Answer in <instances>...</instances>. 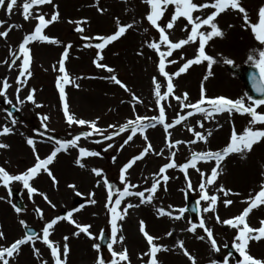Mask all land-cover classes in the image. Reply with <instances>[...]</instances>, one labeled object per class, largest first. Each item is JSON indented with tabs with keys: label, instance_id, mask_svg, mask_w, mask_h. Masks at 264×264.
Returning <instances> with one entry per match:
<instances>
[{
	"label": "rangeland",
	"instance_id": "obj_1",
	"mask_svg": "<svg viewBox=\"0 0 264 264\" xmlns=\"http://www.w3.org/2000/svg\"><path fill=\"white\" fill-rule=\"evenodd\" d=\"M23 2L24 0H17V9L14 6L12 10L13 14L7 13L6 7L0 9V20L5 21L4 25H0V29L3 28L5 30L10 25L14 26L8 32L6 38L0 37V52L9 53L10 49L12 51L18 50V45L22 42L24 35L34 30V26L37 23L35 16L43 13L45 18L48 19L53 11L59 12V19L48 25L43 30V34L59 39L61 44L41 41H33L30 43L29 47L32 56L30 70L32 76L21 78L24 81L23 86L17 83L19 71L17 66L21 63L20 59L16 61L17 66H15V69L11 70L6 76L10 86L7 89L6 95L0 94V123L7 122L6 125L14 129L16 139L14 137L0 136V143L9 145L8 148H0V165L4 166L10 173H19V166L22 163L20 160L21 156H12V158L8 157V151L11 146L14 145L16 140H21L27 143V139L31 137L34 139L36 146H41V149H49L52 151L54 147H56L54 140L51 139L52 137L56 139H71L79 132L88 130L87 126H79L75 124L69 125L65 115L60 111L61 99L56 80L57 77L61 75L58 71L59 60L61 59L64 47L69 43L71 44V47L69 49L68 58L65 61V68L72 83L65 86V92L70 113H73L78 118L88 120L99 117L97 122L98 126L102 130H105L104 134L107 135L113 130L108 128V125L113 124L118 126L124 124L127 120L134 119L137 115L136 113H129L120 117L119 115L115 116L111 112L112 106L119 104L121 100L125 102L124 104L127 107L133 106L134 102L132 100V94L134 93L139 98V102H136L135 104L137 109L142 112L141 116H158L159 111L154 91H149L150 94H148L145 89H140V87L137 86L138 82L151 85L149 78L153 75L156 76L157 80L161 83V91L163 92L166 90V80L158 73V55L152 60L150 55L152 49L148 48L145 44L146 41L150 42L153 39H158V33L149 25L147 20L144 19L145 14L149 10V6L144 3L143 0H98V4L97 0H52L51 4L36 6L39 9L27 20L24 19L23 14L20 12ZM194 2L199 3L203 2V0H194ZM54 5L56 6L55 8L53 7ZM242 6L247 10L250 20L256 22L258 20V10L261 6H264V0H242ZM99 9H104L105 11L101 12ZM207 10L210 12L213 9ZM173 11V6L169 5L159 21L162 26L170 19ZM235 11L236 15H233L230 25L241 27V31L237 34L238 37H236V39L241 45L245 56L237 57L236 59L226 54L223 59H220L219 56L213 52L212 45L207 44L206 52L209 55H212L216 60V63L211 69L212 75L209 76L207 80H204V76L207 75L208 72L207 62H203L199 65L195 64L197 67V73L200 75H187V72H185L179 77L173 79V83L177 85V89L175 90L176 95H181L182 93L187 92L189 94V102L192 98L191 94L194 93L197 96V92H201V87L203 86L204 93L208 97L223 95L232 99V97L239 95L238 98H245L246 104L250 103V101L247 100L248 93L246 92L240 74H243L244 72L242 67L248 65L255 66V61H249L248 56L255 55L258 58V50L264 48V45H260L259 42L254 39L251 30L244 27L242 19L243 14L239 13L238 10ZM85 18L86 23L82 25L84 31L82 33L76 31L77 25L75 22ZM117 19H119L121 24L131 23L133 20L138 21V23L135 24L133 28L127 30L125 35L118 38L116 41L109 43L102 50L97 49L95 47L96 39H94V37L114 33L117 27ZM182 19H179L175 24L177 28L186 23V21ZM144 29H148V31L145 32ZM180 33L184 34L185 31L181 29L178 30L177 33H174L173 30H169V37L178 40L180 39V36H182H178ZM85 36L90 39L85 40ZM196 44L197 43L189 45L194 47ZM253 49H256L257 52L254 53L252 51ZM162 50H164V46H162ZM97 52H100L103 57L100 62L115 69L114 73H109L105 69L96 67L93 61L96 59ZM2 53H0V62L8 60L9 63H11L13 57L8 53V55ZM141 53L143 54L141 55ZM177 59H173L176 61L175 64H166V71L169 73L175 71L189 58L186 57L181 59V57H179ZM227 60H232L233 63L228 64L226 63ZM54 65L55 68L53 67ZM6 69L8 70L7 64L0 63V87H2ZM12 71H14L13 75ZM111 75H116L123 84L130 89V91H126L121 86H119L120 90L113 87V90L111 91L108 87L109 84L105 83L106 79ZM17 88H19V92H17ZM32 89H35V92L33 93L34 101H28L26 96L32 91ZM106 91H109L107 96H105ZM17 96L19 99H17ZM78 96H80L79 100H77ZM95 98L104 101L105 106H95L93 104ZM3 100L7 102L11 100V103H8L7 106H17L20 112L23 113L24 119H18L15 114L9 116L8 108L3 104ZM20 101H23V103H20ZM71 101H73L72 105ZM161 103L165 104L166 122L169 123L178 114L183 115L188 111V109L181 110L178 102L173 97H168ZM257 110L264 111V106H260ZM222 115L225 116L224 125L226 126L223 133L224 138L219 142L217 141V144L214 142L216 139L212 140V138L211 144L210 142L199 140L194 144L181 143V146H186V148L176 152L175 161L177 164H182L189 159L193 151H215L222 149L229 142L233 127H235L238 133H240L243 129L249 126V121L251 119L248 114H241L235 110L231 113L228 111L222 112ZM45 116L47 117V120L43 119ZM193 116H198L206 121L208 120L205 118V114L202 113H197V115L195 113ZM30 118L33 119L32 122L28 121ZM189 118L190 117H186V119ZM13 120L16 121L15 124L12 123ZM185 124L186 123L182 121V126L180 124L176 125L168 131H178V134L176 135L182 141L195 140L196 138L193 131L184 130ZM253 127L264 128V124H256L253 125ZM159 131L165 133L162 125L161 130ZM128 134V132H125L121 133L119 136H127ZM204 135H207V133ZM111 140V143L114 146V148L112 147L111 149H108L107 145H102L104 140H102L97 134H93L88 138L82 137L78 142L80 147H85L90 151L101 152V156H94L95 159L91 161V170L93 168H100L103 170L102 174L99 177L92 171L91 174L100 181L102 188L101 192L103 195L101 204L105 206L104 211L101 212L102 214L99 213V208L101 206H99L98 201L100 197L93 191V184H90L89 186L86 185L82 189L77 190L72 187V184H69L65 185V188L61 191H53L52 196L56 197H54L55 203H52L55 205L53 208L39 194L42 192L49 198L47 191L50 190L48 187L53 181L46 172L41 170V172L31 181L32 185L38 189V192L35 194L30 195L21 182H13L11 184V195L8 194V189L4 187L6 203L12 210L14 222H12L11 225L16 228L17 231L12 232L11 235H6L4 238H0V246H8L15 239L21 238L25 235V227L21 225V220H24L28 226L36 228L38 234H42V229L47 222L51 221L56 216H63L61 210L66 209L67 212H69L73 209H78L73 212V219L76 220L77 223L90 225V231L94 234V238H90L89 236L84 237L85 233L83 232H81L79 236L73 235L78 229L68 220L62 219L58 221V223H63V231L59 234L60 236H56V240L54 241L59 242L62 246L64 243L63 237L68 236L69 239L67 243L69 244L70 249L68 256L75 250L79 251L81 255L84 256L83 259L80 258V261H78L79 264H96L98 255H103L106 261L110 260L111 253L109 250L103 252L99 249L98 252L93 247L94 244L99 243V235L101 232L107 231L111 234V216L106 207L108 188L103 180L106 177L109 183L113 185V199H115V189L119 188L122 190L124 187L123 182L119 179L120 169L132 156L137 155L142 150V147H145L147 144L145 141H140L129 145L132 146L131 150L121 153L118 163H112L109 159V156L111 155L110 153H112L123 140L117 141L116 137H113ZM202 142L205 147L201 146V148L194 150L187 149L189 146H199ZM139 146L142 147L137 148ZM74 148L78 157V148ZM56 157H58V155ZM82 161H86L85 157ZM234 161H238L239 164L244 163L240 167L238 175L235 173H229L228 168L223 166V168L219 169L220 175L214 184L207 186L210 195L216 194L218 196V203L215 212H203V208L207 206V203L201 200L202 193L199 189L201 178L196 177L194 173L192 175L193 186L178 193L179 203L176 209L172 207V198L168 194L166 196L165 183L163 181L161 182V186L153 196V203L161 204L165 208L175 212L176 215L178 214L179 208H185L186 210L182 216L186 219V222L183 223V227L186 230L184 234H189L191 237L186 242L184 236L177 234V238H175L173 245L168 247L169 251H166L165 256L163 255L161 259L158 257L160 264H182V260H185L186 264L191 263L188 257L185 256L183 251L177 246L176 242L179 240L184 242L185 248L192 256L195 255V247L193 246L192 241L197 239L198 241L200 240L204 242L208 249L206 254L207 264L212 260L217 261L218 264H222L223 258L227 256L228 253L233 254L229 257V264H235V261L239 259V253H237L232 246L237 230L229 225L217 222L215 216L219 215L220 220L223 221L239 215L242 210L247 207V197L250 195L254 196L255 192H258L257 190H259L261 180L264 179V176H262V173H264V140L255 143L250 152L240 153L239 157ZM56 166H53L52 164L48 166L52 175L57 173ZM27 168H29V166H27ZM155 168L152 172L147 173L149 174L148 178L140 186L141 188L151 186L152 174L159 170V167L158 169ZM175 170H179V168L167 170L166 174L169 176V179L175 174ZM252 175H256V178L252 177ZM175 179L177 178H175L174 175L172 181H175ZM128 180L132 184L138 186V180L136 177H129ZM93 182L95 183L96 181ZM220 185H223L224 189H231L232 192L225 196L223 192L219 190ZM140 187H138V189ZM15 190L19 193L26 205L25 209L19 213H17L12 206L13 204L16 205L13 195ZM145 194L148 195V193ZM187 194L192 195L201 203V217L204 218L206 225L213 230V236L217 240V244L220 248L218 252L212 248L206 234L199 226H197L195 232L188 231L191 223L199 225L200 218L198 220L191 219L186 208ZM76 198H84L86 204L83 205V207L76 206ZM92 199L96 201L95 207L94 204L92 205L89 203ZM225 199L232 200L233 203L226 206L223 203ZM261 207L262 206L254 208L247 217L250 223L249 225L253 228H258L260 226L259 222L264 220V206ZM37 209L42 211V217L36 211ZM122 210L123 209H121V211ZM128 212L124 216L125 218H127ZM8 227H10V224ZM118 228L117 239L113 242L112 238L111 241V243H113V248L119 251L126 247L128 249L131 264H141V253L145 252L144 250L147 247V243L143 242V244L140 243L135 246L128 242L125 236H127L129 230L125 227V219L120 221ZM152 234L154 236L161 235L158 232H153ZM119 235L125 237L124 241H119ZM200 236H204L205 238L203 240L198 239ZM38 242L39 240L35 242V245H37ZM225 245H227V247H225ZM31 249L32 246L30 244L22 245L19 253L10 258V264H27L22 252L24 250L30 251ZM248 250L252 255L257 253L258 256L262 255L264 257V238H261L260 240H250ZM48 254L51 256L49 248ZM143 259L146 261L147 257H143ZM72 263L74 262L72 261Z\"/></svg>",
	"mask_w": 264,
	"mask_h": 264
},
{
	"label": "snow or ice",
	"instance_id": "obj_2",
	"mask_svg": "<svg viewBox=\"0 0 264 264\" xmlns=\"http://www.w3.org/2000/svg\"><path fill=\"white\" fill-rule=\"evenodd\" d=\"M149 6V10L144 16V19L147 20L149 25L154 28L158 33V39H153L150 42L146 41L145 44L148 48L154 50L158 54V73L166 80V90L163 92L161 91L162 85L157 80L156 76L152 77V81L154 84V95L156 97V104L158 105V116L155 117H146L141 115H136L134 119H129L126 123L121 125H113L110 124L107 127L113 129L107 135L104 134L105 130H102L98 126L99 117L88 120L83 118L76 117L73 113L69 111V105L66 99V92L65 86L69 83H72L70 80V76L65 68V61L69 55V49L71 44L69 43L66 47H64V51L62 53L61 59L59 60V68L58 71L61 73L60 76L57 77L56 85L59 89L60 99L63 102V112L67 119V123L69 125L75 124L79 126H87V131H81L71 139H56L52 137L51 139L54 140L56 147L51 151V153L41 159L38 154H36L35 159L36 162L32 167L27 168L23 172L19 173H10L4 166L0 165V185H3L6 189H8V194L11 195V184L13 182H21L23 187L27 189L30 195L35 194L38 192V189L34 187L31 183L34 177H36L41 170L46 172L52 180L55 182L56 178L52 175L49 165L53 162L54 158L57 156L58 153L61 151H67L69 147H76L78 148V157L75 160V163L80 167H84V163L82 160L84 157L101 156V152L99 151H90L85 147L79 146V141L81 138H88L93 134L99 135L102 140L109 141L113 137L119 136L121 133L128 132L126 139H124L123 143L119 145V148L122 149L125 145H127L130 141L133 140L134 136L137 133L143 135V139L148 141L147 135H144L146 128L153 127L155 124H161L166 133V146L169 149V162L164 163L157 172L152 174V183L151 186L145 188L143 191H130V189H135L137 185L132 184L127 176V171L133 166V164L142 159L146 154L149 152H154L153 146L150 142L146 144L145 147L137 154L132 156L120 169L119 179L123 182L124 187L123 189L116 188L115 189V199L114 196V188L111 183H109L108 179L105 177L103 182L107 185V204L106 207L111 216V236L113 238V242L117 239V233L119 231L118 228V221L124 219V216L127 214L128 209L137 207L138 205H134L132 203H127L122 211H120V206L122 201L125 197L136 196L140 198V204L144 203H151L153 200L154 194L157 192L158 188L161 186V182L163 181L165 184L169 180V176L166 174L168 169L172 168H179L181 169L186 178L188 175V169L192 168L198 173H200L202 179L199 183V189L202 193L201 200L207 203V206L203 208V212L207 213L209 211L215 212L216 205L218 203V196L216 194H209L207 190L208 185H213L214 182L217 180L218 176L220 175V166L222 161L228 157L232 153H245L250 152L253 145L261 140H264V128H254L253 125L256 124H264V111H258L257 109L260 106H264V98H253L252 96L248 95L247 100L250 103H245V98H237L231 99L225 97L223 95L215 96V97H208L204 93L203 86L201 87V95L198 100L195 102H188L189 94L187 92L182 93L181 95H176L174 89L175 85L173 83V79L175 77H179L182 73H185L190 66L196 64L199 65L203 62H207V75L204 76V80H207L209 76L212 75V67L216 63L215 58L212 55H209L206 52V45L209 41H211L215 37H223L224 31L216 22V18L223 12L231 9V10H238L239 13L243 14L242 19L245 28H249L254 36V39L259 42L260 45H264V6H261L258 10V20L256 22H252L249 18L247 10L245 7L242 6V0H203V2H194V0H143ZM52 0H24L22 4V11L24 19L27 20L29 17L32 16V9L36 6L51 4ZM6 4V11L7 13L11 14L14 6L17 4V0H0V7H4ZM98 4V0H97ZM172 5L174 11L171 14L170 19L167 21L166 24L163 26L159 21L161 20L162 16L164 15L167 7ZM56 7L55 5L53 6ZM206 9H213L212 11L208 12L207 14L201 15H193L194 12H202ZM101 12L105 11L104 9H99ZM183 18L186 23L183 25L182 30L187 33V35L179 39L177 41H173L169 37V30L174 28V25L177 23L179 19ZM59 19V12L53 11L50 14V18L46 19L43 13H40L35 16V20L37 23L34 26V30L30 33L24 35L22 42L18 45V50L12 51L10 49L9 54L13 57L11 63L8 60H4L0 63L7 64L9 68H12L16 65V61L18 59L21 60V63L17 66L18 76H17V83L23 86L24 81L21 78L31 77L32 72L30 70L32 56H31V49L29 47L30 43L33 41H41V42H49L54 44H61L59 39L54 37H50L48 35L43 34V30L53 22ZM77 27L76 31L83 32L84 28L82 25L86 23V18L76 21L75 22ZM138 21L133 20L131 23H124L121 24L119 19L116 21V31L109 35H98L94 37V39L99 40L100 43L95 44L97 49H103L109 43L116 41L118 38L122 37L126 34L127 30L133 28ZM5 21L0 20V25H4ZM14 26L10 25L4 31H0V37H7L8 32ZM231 27V25H229ZM210 29V30H203V29ZM190 29V30H189ZM145 32L148 29H144ZM85 40H89L90 38L85 36ZM198 42V47L196 49V53L193 58L185 60L175 71L169 73L166 71V64H175L176 61L173 59H167L168 57L172 56L174 50L181 49L185 45L193 44ZM91 46V45H89ZM162 46H164L165 50H162ZM254 53L257 52L256 49L252 50ZM143 53H141L142 55ZM103 59L100 52H97L96 59L93 63L96 67L105 69L109 73H114L115 69L109 67L107 64L101 63L100 61ZM183 59V56H181ZM249 61H255V67L259 69V81L256 83V91L260 93H264V48H260L258 50V58L255 55L248 56ZM226 63L232 64V60H227ZM55 68V65L53 66ZM108 79L112 80L115 84L121 86L126 91H130L125 84L116 76L111 75ZM8 79L5 77L3 79L2 87H0V94L6 95L7 89L9 88ZM78 87V85H77ZM17 92H19V88H17ZM35 89H32L31 92L26 96L28 101H34ZM173 97L179 104L181 110L188 109V111L180 115L178 114L170 123L166 122V108L165 104L161 103L165 101L166 98ZM17 99L19 97L17 96ZM133 100V108L135 107V103L139 102V98L133 93L132 94ZM11 103V100L8 101ZM23 103V101H20ZM170 106V105H169ZM235 110L241 114H248L251 119L249 121V126L243 129L242 132L238 133L233 127L229 142L226 146H224L220 150H207V151H193L189 159H187L182 164H177L175 161L176 152L173 149L180 145L181 143L187 144H194L197 140L207 142L208 136L211 135L209 132L207 135L202 134L200 131H195L192 128H189V131L194 132L195 140L190 141H181V140H171L172 133L168 130L173 128L175 125L181 124L182 121L186 119V117H191L195 113H202L205 114V118H212L214 114H219L225 111L231 113ZM11 116V113H8ZM43 119L47 120V117H43ZM13 124L16 123L15 120L12 121ZM197 123H200L199 121ZM203 125L201 124V127ZM46 127V125H45ZM14 131L12 127L7 125L0 128V136L11 134ZM99 142V141H97ZM27 144L32 146L33 151L35 152V141L33 138L29 137L27 139ZM9 145L5 143H0V148H8ZM113 147L112 143L107 144V148L111 149ZM164 149H161L159 152H155L156 155H162ZM113 161H115L116 157H112ZM215 162V166L210 169V172L207 176L205 173L197 166L199 162H208L213 161ZM95 175L98 177L102 174V169L100 168H93L91 170ZM264 176V173H262ZM100 181H97L99 184ZM74 187V186H72ZM188 187L191 188V181H188ZM220 191L223 192L225 196L232 192L231 189H224L223 185H220ZM148 193V195H145ZM44 200H46L53 208L55 207L54 204L49 200L48 196L44 193H39ZM2 199V198H0ZM89 203L95 204L96 201L94 199L90 200ZM199 203V202H198ZM223 203L227 206L233 203L232 200L225 199ZM260 205H264V179L261 180L259 191L256 192L254 196L250 195L247 197V207H245L239 215L235 217L225 219L223 221L220 220L219 215L215 216L217 222H221L225 225H229L235 228L236 235L233 241V248L239 253V259L235 261V264H264V259L256 258L252 254H250L248 250L249 241L252 239L260 240L264 238V220H261L260 226L258 228H253L247 222V217L249 216L250 212L257 208ZM14 210L19 213L22 209L15 204L12 205ZM83 207V205H81ZM171 207V206H170ZM78 209H73L72 211L67 212L65 216H56L51 221L47 222L43 229L42 234H38L37 232L33 231L29 226L26 224L24 220H21L20 223L23 225L27 231L25 235L21 238L15 239L11 242L8 246H0V264H10V258L14 257V255L18 254L21 246L25 244H30L33 248L34 254L37 258L41 256V252L39 248L35 247L36 241H41L50 249L51 258L53 260V264H67V257L69 253V244L68 236L63 237V245L59 242L53 241L50 239V232L53 229V226L60 220L66 219L78 229L77 232L73 233V235L79 236L81 232L85 233L90 238H94V234L90 231V225L88 224H80L77 223L76 220L73 219V212L77 211ZM185 208H179L178 214L174 217L175 219H180L185 212ZM42 217V211L40 209L36 210ZM158 216H173L172 211H166L164 207H159L157 209ZM199 226L203 229L204 233L206 234L208 240L211 243L212 248L215 251H219L220 248L217 244V240L213 236V230L208 227L205 223L203 217L199 220V225L196 223H191L188 231L195 232ZM139 230L146 238V243L148 245L147 251L141 253V264H160V261L157 258V254L161 251H169L167 245L158 243L157 241L160 240V237L150 235L149 232L146 230L145 221H139ZM172 232L169 231L166 233L168 236H172ZM0 238H4L3 231H0ZM205 237L200 236L198 239L203 240ZM119 241H124L125 237L123 235L118 236ZM177 246L183 251L184 255L188 257L191 261V264H196V258L189 254L188 250L184 246V242L179 240L176 242ZM93 247L99 252L101 245L96 243ZM227 247V245H225ZM108 250L111 253V259L105 260L103 255H98L96 264H131V260L128 254V249L126 247L122 248L121 250L117 251L113 248V243L108 244ZM233 254L228 253L222 260V264H229V257ZM143 257H147L145 261ZM41 264H48L47 261H41ZM209 264H218L217 261L212 260Z\"/></svg>",
	"mask_w": 264,
	"mask_h": 264
},
{
	"label": "bare ground",
	"instance_id": "obj_3",
	"mask_svg": "<svg viewBox=\"0 0 264 264\" xmlns=\"http://www.w3.org/2000/svg\"><path fill=\"white\" fill-rule=\"evenodd\" d=\"M7 2H8V0H6V3ZM5 7L6 6L0 7V9L5 8ZM15 8H16V5H15ZM38 9L39 8H37V7L33 8L31 10L32 15H34L35 11H37ZM20 12L23 14L22 9L20 10ZM208 12L209 11L207 9L203 10L202 12H194V16L195 15L203 16V15L207 14ZM11 13H13V11ZM235 13H236L235 10L229 9V10L221 13L216 18V22L218 23V25L221 27V29L224 31L225 34L223 37H215L211 41L208 42V44L212 45L213 52H215L219 56L220 59H223L226 54H228V56H232L236 59H237V57H244L245 56V54L242 51L241 45L239 44V42L236 39V37H238L237 34H239L241 31V27L240 26H232V25H231V27H229V25L231 24V21H232V17ZM182 28H183L182 25L179 26L178 28L174 25V28L172 30L174 33H177L178 30H181ZM205 29H206V31L210 30L207 28H205ZM0 31H4V29L1 28ZM180 35H182V36H180ZM186 35H187L186 32L184 34H182V33L178 34V36H180V39L184 38ZM170 39H171V37H170ZM172 40L174 42L177 41L175 39H172ZM197 47H198V42L194 47H192L190 45H185L181 49L174 50L172 53V56L168 57V59H170V58L171 59H177L181 56H183V58H186V57H188L189 59L193 58L195 53H196ZM150 52H151V54H150L151 59L154 60V58L158 54L154 50H151ZM0 53H2V52H0ZM7 53L4 52L2 54L6 55ZM15 66H17V65H14L12 68L8 67V70L6 69L4 76L6 77L8 75V73L11 72V70H14ZM13 72L14 71H12V75H13ZM186 72H187V75L188 74L200 75L199 73H197V67L195 64L190 66V68ZM152 77H153V75H151L149 78L151 85H147L143 82H141V83L138 82L137 86H139L140 89H145L146 92L148 94H150L149 91H154V84H153V81L151 80ZM25 82H26V80H25ZM105 83L109 84L108 87H109V89H111V91L113 90V87H115V89L118 88V90H120L119 85H117V84L115 85V83H113V81H111V80L106 79ZM174 85H175V89H174V91H175L177 89V85L175 83H174ZM137 86H134V87H137ZM108 93H109V91H106L105 96H107ZM38 94H39V92H38ZM200 95H201L200 91L197 92V96L194 93H192L191 94L192 98L190 97L191 100L189 102H195L196 100H198L200 98ZM238 96L239 95L232 97V99H237ZM79 99H80V96L77 97V100H79ZM72 102L73 101H71V105H72ZM67 103H68V100H67ZM124 103L125 102L123 100H121L119 102V104L113 105L112 109H111L112 114H114L115 116L119 115L120 117L125 116L129 113H131V114L136 113L137 115H141L142 112L137 109L136 104H135V107L133 108V106L127 107ZM93 104L95 106H99V105L105 106L104 101H100L99 99H96V98L94 99ZM92 107L95 108L94 106H92ZM60 111H61V113L64 114L62 102H60ZM196 115H197V113H196ZM198 121L200 123H197ZM224 121H225V116L222 115V113H219V114H215L212 118H208L207 121L203 118L198 117V116H191L189 119H186L183 122L186 123L184 125L185 131H189V128H192L195 131H200L201 133H204V134L205 133L208 134L209 132H211L212 135L208 137L207 142H210V144H211L212 140L216 139V141H214V142L217 144V141L219 142L220 140H222L224 138L223 133H224V130L226 128V126L224 125ZM6 123L7 122L0 123V128L5 126ZM201 124L203 125L202 127H201ZM180 125L182 126V122ZM159 130H161V124H155V126H153V127H148V128H146L145 133H144V135H147L148 141H145L143 139V135H141L140 133H137L136 136H134L133 140L130 141L127 145H125L122 149H120L118 146L117 148H115L113 150L112 153H110L111 155L109 156V159L111 160V162L112 163H114V162L118 163L119 162V156H121L120 154L127 151V150H131L132 146H129V145L140 142V141H145L147 143L150 142L152 144L153 149L155 151L149 152L142 159L136 161L133 164V166L126 173V176L128 178L129 177H131V178L136 177L138 180V186L135 189H131L130 191H133V192L143 191L145 188H148L147 186H145L144 188L140 187L147 180L148 175H149L147 173L152 172L155 167H156L155 169H158V167L160 168L164 163L169 162L170 153H169V149L166 146V133H162ZM170 132L172 133V136L170 138L171 140H181L176 135V134H178V131L171 130ZM15 134L16 133L13 131L11 134L5 135L3 137L7 136V137H14L15 138ZM126 137L127 136L121 135V136L116 137V140L117 141H121V140L124 141V139H126ZM211 138H212V140H211ZM109 141L102 142V145L105 146L108 143H111L112 140H109ZM123 141L120 144H122ZM201 146H204L203 142L199 146H189V148H187V149L194 150V149L201 148ZM141 147L142 146H139L137 148H141ZM113 148H114V146H113ZM184 148H186V146L183 147L180 144V145L176 146L173 149V151L178 152V151L183 150ZM161 149H164L163 154L159 155V156L156 155L155 152H159ZM8 153H9L8 157H10V158H12V156L13 157L21 156L20 160L22 163L19 166V172H23L27 169V166L32 167L35 164L36 154H38L40 156V158L43 159L51 153V150L41 149V146L35 145V152H34L32 146H29L24 141H21V140L17 141L16 140L14 145L11 146V148L9 149ZM239 155H240V153L230 154L228 157H226L222 161L220 168H223V166H226L228 168L229 173H235L236 175H238V171H240V167L244 164V163L239 164L238 161H234L239 157ZM113 156L116 157L115 161H113V159H112ZM76 159H77V153L75 152L74 147H69L67 151H61L58 154V157L54 158V160L51 164L53 166H56V164H57L56 169H57L58 174L56 173L55 175H53V176H55L56 181L55 182L52 181L48 187V189H50L47 191V193L49 195V200L52 203H55L56 197L54 196L55 197L54 198L52 196V192L57 191V190L58 191L63 190L65 188V185L72 184V186H74L73 188L77 190V189H82L86 185L89 186L90 184H93L92 185L93 191L96 193V195H98L100 197L98 204H99V206H101L99 208V213H101L105 209V206L101 204L102 195H103L101 192L102 188H101L100 183L97 184L98 180L95 178V176L91 174V161H93L95 158H94V156L85 157L86 161H82V163H84V165H85L83 168L75 163ZM23 163H25V164H23ZM112 166H114V165H112ZM197 166L205 173V176H207L210 172V169L215 166V162H214V160L208 161V162H199ZM174 172H175V174H174L175 178H177V179H175V181H172V178L174 176V175H172L171 178L165 184V188H166V196L168 194L172 198V200H173L172 207H174L176 209L177 205L179 203L178 193L179 192L181 193V192H183L189 188L188 187V181L189 180L191 181V185L193 186V183H192L193 173L198 178L202 179V177H201L200 173H198L197 171H195L192 168L188 169L187 178L181 169L175 170ZM252 177L256 178V175L255 176L252 175ZM93 181H96V182L94 183ZM138 187H140V188L138 189ZM257 191H259V190H257ZM255 194H256V192H255ZM145 195H147V194H145ZM0 198H2V199H0V231H3L4 237H5L6 235H11L12 232L17 231V229L11 225L12 222H14L13 216H12V210H11L10 206L6 203L3 185H0ZM127 203H132L134 205H138L137 207L130 208L127 218L124 217L125 227H126V229L129 230V232L127 233V236H125V237L131 245L136 246V245H139L140 243L143 244V242L146 243V238L143 236V234L139 230V221L140 220L145 221L146 230L149 232L150 235H153L152 234L153 232L160 233L161 235L157 236V237H160V240L157 242L164 244V245H167L168 247L173 245L175 238H177V234L184 236L186 242L191 237L189 234H184L186 232V230L183 227V223L186 222L185 217H181L180 219H175L174 217L176 216V214L173 211H172L173 212L172 217H169L167 215L158 216L156 214L157 209L159 207H164L161 204H154L153 201L151 203L140 204V198L133 195L131 197H125L124 198V200L121 203L119 210L121 211V209H123ZM260 206L263 207L264 205H260ZM260 206H258V207H260ZM94 207H95V204H94ZM165 209H166V211H171L167 208H165ZM248 223H249V220H248ZM9 224H10V227H8ZM118 225H120V221H118ZM63 228H64L63 223L57 222L53 226V229L50 232V239H52L53 241L56 240V236H60L59 234L62 233ZM230 229H232V228H230ZM169 231H171L173 233L172 236L166 235V233H168ZM85 236L87 237L86 234H84V237ZM192 244L195 247L194 257L196 258V264H207L206 254L208 252V249H207L205 243L200 241V240L198 241L196 239V240L192 241ZM35 247L40 249L41 256L39 258H37L35 256L33 248L30 251L24 250L22 252V254L25 257V260L27 261V264H41V261H47L48 264H53V260H52L51 256L48 254V248L45 244H43L41 241H39L38 244L35 245ZM147 248H148V245L144 251H147ZM71 254L67 257V264H71L72 261L74 262L72 264H79L78 261H80V258L83 259V257H84L77 250H75ZM165 254H166V251H161L160 253L157 254V258L159 257V259H161L163 255L165 256ZM253 256L256 258L264 259V257L262 255L258 256L257 253L253 254ZM181 263L186 264L185 260H182ZM188 264H191V263H188Z\"/></svg>",
	"mask_w": 264,
	"mask_h": 264
},
{
	"label": "water",
	"instance_id": "obj_4",
	"mask_svg": "<svg viewBox=\"0 0 264 264\" xmlns=\"http://www.w3.org/2000/svg\"><path fill=\"white\" fill-rule=\"evenodd\" d=\"M259 69L258 68H246L245 74L243 75L244 82L246 84V87L248 89V92L254 97V98H264V93H260L256 91V83L259 81ZM80 200H77V202ZM190 209L194 215V217L198 214V207L195 202L192 201V205H190ZM108 240L107 238H103V247H107Z\"/></svg>",
	"mask_w": 264,
	"mask_h": 264
}]
</instances>
